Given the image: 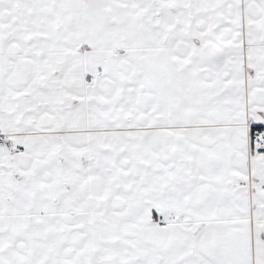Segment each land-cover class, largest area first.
<instances>
[{"label": "snow or ice", "instance_id": "1", "mask_svg": "<svg viewBox=\"0 0 264 264\" xmlns=\"http://www.w3.org/2000/svg\"><path fill=\"white\" fill-rule=\"evenodd\" d=\"M0 264H264V0H0Z\"/></svg>", "mask_w": 264, "mask_h": 264}]
</instances>
